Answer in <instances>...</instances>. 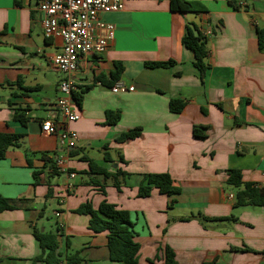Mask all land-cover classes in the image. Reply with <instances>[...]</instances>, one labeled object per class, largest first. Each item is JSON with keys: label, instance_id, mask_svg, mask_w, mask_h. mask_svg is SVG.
<instances>
[{"label": "crops", "instance_id": "0c3cea01", "mask_svg": "<svg viewBox=\"0 0 264 264\" xmlns=\"http://www.w3.org/2000/svg\"><path fill=\"white\" fill-rule=\"evenodd\" d=\"M187 1L203 8L182 13L170 0H131L100 16L115 38L102 54L79 60L80 119L70 124L78 141L65 148L42 132L57 120L63 97V74L52 64L63 42L45 37L39 0H0V132L23 135L21 147L0 159V197L18 205L0 213V264H45L35 262L43 252L35 229L58 234L59 264L75 253L76 264H121L110 259L108 233H94L91 216L77 213L104 201L130 213L140 264H165L166 246L178 264H264V205L235 207L237 189L228 182L238 170L244 183L264 188V52L257 39L264 0ZM188 28L212 31L204 80L183 44ZM169 60L170 67L146 64ZM116 63L124 67L120 81L134 90L112 91ZM178 99L185 108L173 113L169 103ZM109 110L120 112L113 125L105 124ZM194 127L205 128L204 139L194 137ZM136 128L137 138L117 141ZM43 154L57 161L59 175ZM90 161L108 174L127 173L120 190ZM160 173L180 193L153 189L139 197L144 177Z\"/></svg>", "mask_w": 264, "mask_h": 264}, {"label": "trees", "instance_id": "16d2710c", "mask_svg": "<svg viewBox=\"0 0 264 264\" xmlns=\"http://www.w3.org/2000/svg\"><path fill=\"white\" fill-rule=\"evenodd\" d=\"M232 5L234 3L231 2ZM170 8L176 12H192L199 11L203 7L194 1L187 0H170ZM258 48L261 52H264V28H258L257 30ZM183 44L194 54V66L199 72L201 80H204L208 65L206 58L209 55L207 49V39L202 37L201 33L196 30V33L188 28L187 34L183 39ZM150 67H170L174 64L173 60L166 62H154L146 63ZM124 67L121 63L115 64V70L112 72V83H116L122 77ZM77 102L80 99L77 97V93L74 94ZM186 102L183 100H171L169 107L173 113H181L185 108ZM22 113L15 115V120L22 124L27 123V119L23 118ZM120 118L119 111H107L106 122L107 125H113L117 123ZM141 133L140 128H136L121 134L118 138V142H124L127 140L137 138ZM193 135L196 139L205 138L204 127H194ZM23 135L21 134H8L0 132V159L5 158L6 153L11 148H19L22 145ZM108 159V154L106 155ZM43 159L46 162V166L51 169V175H59L56 163L57 161L50 157L48 154H43ZM29 160V164H30ZM90 167L93 172L104 173L107 177L115 179V186L120 190L121 186L125 183L124 178L128 176L127 173L118 172L116 174H108L101 168H98L92 161H90ZM39 172L34 173V186L38 184ZM119 177H122L119 179ZM229 184L237 189L235 194V207L239 206H263L264 205V188H259L251 183H244L243 177L240 171L232 170L228 179ZM153 189H157L161 194L168 196H174L180 193V189L174 185L173 179L168 173L149 174L144 177L142 184L139 187L138 196L147 197L151 194ZM17 202L0 197V213L6 210L17 209ZM77 213L87 214L91 216L89 221V228L94 233H108V249L109 256L112 261L119 262L121 264H140L139 262V245L134 242V234L132 231V222L130 219V213L126 210L117 208L115 205L104 201L101 203L98 210H94L90 203L82 205ZM234 219V218H233ZM34 236L39 242L43 252L35 262H44L45 264H59L60 260L57 256V250L59 248L58 234L57 233H44L40 229L34 230ZM78 257V253L68 258V264L74 263V258ZM164 262L165 264H178L175 259V253L173 250L166 246L164 249Z\"/></svg>", "mask_w": 264, "mask_h": 264}, {"label": "built area", "instance_id": "2783aa9c", "mask_svg": "<svg viewBox=\"0 0 264 264\" xmlns=\"http://www.w3.org/2000/svg\"><path fill=\"white\" fill-rule=\"evenodd\" d=\"M128 1L131 0H39L37 11L45 37L60 38L63 42L61 51L52 58L54 68L63 74L59 83L63 97L56 103L57 120L45 122L42 132L47 136L56 134L65 148L74 147L78 141L70 124L80 119L74 103V94L79 92L74 78L79 60L89 53L105 52L115 38V27L101 21L100 16L122 11ZM198 32L206 39L212 36L209 29H198ZM128 90L134 88L120 80L112 87L115 93ZM75 176L69 173L70 178ZM68 186L72 188L71 184Z\"/></svg>", "mask_w": 264, "mask_h": 264}]
</instances>
